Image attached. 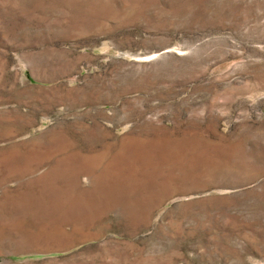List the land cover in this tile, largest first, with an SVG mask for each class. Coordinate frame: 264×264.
<instances>
[{
	"label": "rangeland",
	"instance_id": "rangeland-1",
	"mask_svg": "<svg viewBox=\"0 0 264 264\" xmlns=\"http://www.w3.org/2000/svg\"><path fill=\"white\" fill-rule=\"evenodd\" d=\"M0 264H264V0H0Z\"/></svg>",
	"mask_w": 264,
	"mask_h": 264
}]
</instances>
